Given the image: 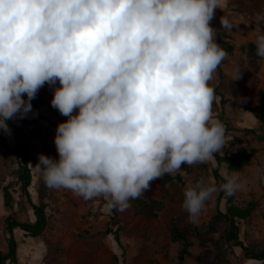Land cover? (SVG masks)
<instances>
[{
    "label": "clouds",
    "instance_id": "1",
    "mask_svg": "<svg viewBox=\"0 0 264 264\" xmlns=\"http://www.w3.org/2000/svg\"><path fill=\"white\" fill-rule=\"evenodd\" d=\"M223 3L0 0V130L10 135L6 121L27 118L39 89L52 86L50 105L67 120L54 130L58 158L39 154L36 171L49 187L85 200L104 194L121 212L151 181L214 161L226 141L209 82L227 53L210 21ZM219 20L228 31L237 27L228 16ZM248 25L264 60V16ZM219 175V184L186 182L181 207L190 223L214 195L245 186L240 169L226 163Z\"/></svg>",
    "mask_w": 264,
    "mask_h": 264
},
{
    "label": "rangeland",
    "instance_id": "2",
    "mask_svg": "<svg viewBox=\"0 0 264 264\" xmlns=\"http://www.w3.org/2000/svg\"><path fill=\"white\" fill-rule=\"evenodd\" d=\"M258 15L264 16V0H224L221 10L216 9L210 21V26L217 29L216 40L227 41L233 46L232 53L222 61L221 72L216 69L209 82L210 87H219V91L229 99L224 116L226 147L220 151L223 155H229L254 149L250 160L240 169L245 186L233 195L232 200L240 207L249 203L253 205L250 217L237 221V224L239 239L243 245L254 250L264 245V130L258 129L259 123L251 112L257 100L259 84L251 88L246 82L252 80L253 74L263 76L264 60L260 59L258 65H254L247 58L246 44L251 41L248 35L251 26L248 23L254 22ZM221 16H228L237 27L231 31L221 27ZM237 68H241V74L234 79ZM55 87H59L58 82ZM52 90L47 83L39 89L38 93L45 104L29 113L27 118L6 121L22 133L23 158L32 173L29 194L34 203L43 202L46 205L47 225L43 233L37 238L27 237L32 241L36 239L46 247L40 264H179L177 252L180 244L170 239L172 221L184 228L190 242L191 256L182 264H217L214 256L219 251H224V264H255L249 262L240 247L229 246L224 241L225 225H220L215 232L207 230L216 208L225 210L228 205L223 195L219 197L216 194L206 202L198 224L190 223L181 207L188 180L196 181L202 177L215 180L212 175L215 160L183 165L181 172L170 174L174 177L172 183L164 181L163 176L151 181L144 196L138 198L150 208L134 199L130 201V207L121 212L110 205L109 197L104 194L85 200L66 188L49 187L33 164L37 162L39 154L58 158L53 142L54 130L67 117L51 107ZM219 99L214 96L212 103V117L216 120ZM234 101L240 106L235 105ZM245 129H255L256 133ZM14 146L12 131L6 135L0 130V254L6 253L8 248L9 232L5 218L10 216L26 221L24 217L28 213L29 203L20 191L19 165ZM223 167L224 164H221L220 169ZM43 183L44 190L41 189ZM5 187L11 195L8 204H5L3 197ZM152 200L156 203H151ZM108 229L117 230L121 246L112 242V236L106 235ZM15 238L20 240L21 234ZM165 253L167 257H164ZM19 256L25 257V252L21 250Z\"/></svg>",
    "mask_w": 264,
    "mask_h": 264
},
{
    "label": "trees",
    "instance_id": "3",
    "mask_svg": "<svg viewBox=\"0 0 264 264\" xmlns=\"http://www.w3.org/2000/svg\"><path fill=\"white\" fill-rule=\"evenodd\" d=\"M221 48H223L227 54H231L233 50L232 44L228 43L227 41L218 40L217 41ZM246 55L247 58L254 64L258 65L260 58H258L255 55V47L251 43V41L247 42L246 44ZM222 64V63H221ZM221 64L218 66L217 70L218 72H221ZM251 81L246 82V85H249L251 88H256L259 84V78L257 75L253 74L251 76ZM214 90V96L219 97V102L217 103V116L218 120L222 122L225 128V137L227 133L226 129V123L224 120L225 116V105L227 102H229V99L224 96L221 91H219V87L213 88ZM257 100L254 106V109L251 111L254 115V117L257 119L259 123V130H264V89H258L257 90ZM33 110L39 109L41 106H43L45 103L39 93H37L35 99L31 101ZM234 104L238 107L240 106L237 102L234 101ZM9 128L11 129L12 133L14 134L15 138V146H14V153L15 157L18 161L19 169H18V181L20 183V191L23 195L26 196L27 201L33 210L34 214V220L33 221H19L11 218L10 216H7L5 218V221L7 222V231L9 232V237L7 239V252L4 254H0V264H6L7 261L14 262L16 260V254H17V241L14 237V233L16 230H22L24 236H29L32 238L39 237L46 225H47V215H46V205L43 202L34 203L31 194H29V187L31 186L32 182V173H31V167L29 166L28 162L23 158V144H22V133L15 129L12 124L8 123ZM246 131L256 133L255 129H245ZM260 138H263L260 137ZM264 139V138H263ZM254 152V149H252L249 152H243V153H231L229 155H217L216 153H213L214 156H216V166L212 167V175L214 176L215 180L220 182L221 178L219 175V169L221 164H227L229 168L232 169H241L244 165L247 164V162L250 160L252 153ZM183 166V165H182ZM231 171V169H229ZM173 176L170 174H165L163 176V180L166 182L172 183ZM179 180V177H178ZM42 190L45 189L44 183L42 184ZM224 196V194L221 192L219 193L220 196ZM3 197L5 204H8L11 195L8 192V189L5 187L3 191ZM218 197V199H219ZM228 205L226 206L225 210H221L220 208H216L215 214L212 216L210 221L207 224V230L210 232H215L217 229L220 228V225H225L224 229V241L229 246H238L244 251V256L251 261L260 262L261 264H264V245L258 249L254 250L252 248H249L245 245H243L242 241L239 239V227L237 224V221L239 220H246L250 217L252 211H253V205L252 203H249L245 207H240L235 205L232 200L234 199V196L225 198ZM139 202L144 203L147 207L150 208V206L143 201L142 199H138ZM151 203H156V201L152 200ZM107 236H112L114 241L121 246L119 234L116 231H112L111 229H108L106 232ZM170 239L173 242H178L180 244L178 252H177V260L179 264H182L184 260L191 256V253L189 251L190 242L187 239V236L185 234L184 228H180L177 222L172 221L170 226ZM224 251H219L215 254V260L217 264H224V257L222 254ZM164 257H167L166 253L164 254Z\"/></svg>",
    "mask_w": 264,
    "mask_h": 264
},
{
    "label": "crops",
    "instance_id": "4",
    "mask_svg": "<svg viewBox=\"0 0 264 264\" xmlns=\"http://www.w3.org/2000/svg\"><path fill=\"white\" fill-rule=\"evenodd\" d=\"M261 75V74H260ZM262 76V75H261ZM264 76V74H263ZM259 77V89H264V77ZM252 116L254 117L253 113ZM255 118V117H254ZM25 205V203H24ZM28 210H27V214L24 218H26V221H33L34 220V214H33V210L31 209L30 205L27 206ZM16 235L17 234H21V239L17 240V254H16V260L15 262H10L7 261L6 264H12V263H19V264H40L44 254H45V250L46 247L45 245H43L41 242L36 241V239H30L28 240L27 237L28 236H24L23 235V231L22 230H16L15 231ZM14 233V237L16 236ZM23 237V238H22ZM112 242L114 241L113 238L111 237ZM20 241V242H19ZM25 252V257H21L19 256V252L20 251ZM251 260H249L250 262ZM255 262V264H261L260 262Z\"/></svg>",
    "mask_w": 264,
    "mask_h": 264
}]
</instances>
